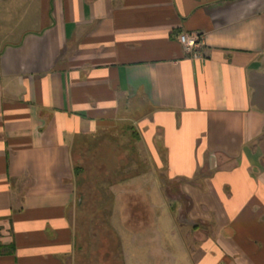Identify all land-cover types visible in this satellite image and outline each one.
Segmentation results:
<instances>
[{"label":"crops","instance_id":"0c3cea01","mask_svg":"<svg viewBox=\"0 0 264 264\" xmlns=\"http://www.w3.org/2000/svg\"><path fill=\"white\" fill-rule=\"evenodd\" d=\"M40 5L39 27L0 43V264L96 262L99 250L79 242L75 158L119 127L154 168L187 180V219L212 228L186 247L185 264H264V0ZM186 32L203 34L204 57L185 51ZM156 169L113 184L115 207L159 192ZM192 228L204 235L199 222ZM144 232L109 260L167 264L166 247L136 252Z\"/></svg>","mask_w":264,"mask_h":264},{"label":"rangeland","instance_id":"374dc122","mask_svg":"<svg viewBox=\"0 0 264 264\" xmlns=\"http://www.w3.org/2000/svg\"><path fill=\"white\" fill-rule=\"evenodd\" d=\"M40 6V0H0V43L14 40L15 35L21 31L39 27L42 18ZM116 137L118 139H115ZM91 146L93 148L86 151L85 154L77 153L75 158V161H78L84 168L82 173L84 181L80 185H78V180L75 177V187L79 191L77 200H80L77 203V226L80 218L86 222L84 226L82 223L80 228V245L88 247L90 242L100 240L101 242L97 245L98 248H105L106 245L109 246L107 247L109 251H114L120 241L119 245L121 244L122 250L125 251L133 245L129 237H133V233L137 235L145 233L144 230H146L150 234L137 240L134 244L136 252H145L146 250L142 251L141 249L143 245L150 248L162 246L167 248L165 256L167 264H185L189 256L186 247L201 244L205 240L206 234L209 233L208 230H212L211 227L208 228V225H203L202 221L187 219V214L191 211L190 201L189 196L182 190L187 180L168 178L164 173L165 168L161 169L162 173L161 170L154 168L151 155H149L150 158H145L148 157L147 152L131 136L130 130L124 129V127H119L117 132H108L106 135H102L98 141L88 145V147ZM83 147H87V144ZM148 153L150 154V152ZM218 165L222 164L218 163ZM146 166L149 169L150 167L156 169V173L161 177L162 183L159 186V192L155 189L149 193L147 190L136 191L135 200L132 199L130 206L127 205L128 196L125 195L126 200H124L125 204L122 209L119 205H117L118 208L115 207L113 201L115 202L117 194L121 192L117 187L112 188V185L123 178L128 179L134 174L133 172H139ZM209 169L210 167L206 166L199 171L197 174L199 182L211 174ZM101 191H105L110 198L107 200V204L105 203L106 199L100 198L102 196ZM160 195L162 199L165 198L168 201L167 205L157 206L161 204L159 202L161 200ZM119 197L122 198L120 194ZM177 201L181 205H178ZM104 211L114 215L115 223L113 226L120 234L117 241L113 235L105 231L98 232L99 239H96L98 236L95 238L93 230L89 228V220L95 214L94 212L97 214L95 217H98L97 220L100 221ZM133 212L136 215L135 218H131ZM121 215L124 216L122 221L119 220ZM195 222L200 223L204 235L199 234L197 236L198 233H191L193 231L192 225ZM182 226H185V230ZM154 229H156L157 234ZM103 250L100 249L102 253H104ZM154 258L159 260V257ZM163 258L164 255L162 261ZM81 260H83L82 256L79 258V261ZM113 262L109 260L105 264H112Z\"/></svg>","mask_w":264,"mask_h":264},{"label":"trees","instance_id":"16d2710c","mask_svg":"<svg viewBox=\"0 0 264 264\" xmlns=\"http://www.w3.org/2000/svg\"><path fill=\"white\" fill-rule=\"evenodd\" d=\"M83 171H84V168L82 167V165H80V163H78V161H75L74 172H75V177L78 180L77 181L78 185H80L84 181V178L82 176ZM77 194H79V191H77ZM101 194H102L103 198H102V196L101 197L99 196V197L101 199H106L105 203L107 204V200L110 199L109 196L106 194L105 191H101ZM94 213L95 214H93V216L90 217V220H89V228L93 230L94 235H95V238L98 236V238H96V239H99V233L105 231V232L110 233L111 235H113L115 237L116 241H117L118 240V237H117L116 234H115L116 236L114 235V230L110 226V223H109V219L108 218H109V215L110 214H108L106 211L102 212V220L98 221L97 220L98 217H95L97 214H96V212H94ZM84 225H85V223H83V226ZM100 242H101L100 240H97L95 242L92 241V242L89 243V246L92 247L93 250L96 249V250H99L100 251V249H104L103 250L104 251V255L103 256H101V254L98 251L97 254L92 255V259L96 261L95 262L96 264H105L107 262V260H109V258L112 257V256L110 255L109 248H107L109 246H106L105 245L104 246L105 248H101V247L98 248L99 246H97V245ZM117 244H118L117 249L120 250V245H119V243H117ZM116 262L119 263L118 261H116ZM116 262H114L113 264H117Z\"/></svg>","mask_w":264,"mask_h":264},{"label":"built area","instance_id":"2783aa9c","mask_svg":"<svg viewBox=\"0 0 264 264\" xmlns=\"http://www.w3.org/2000/svg\"><path fill=\"white\" fill-rule=\"evenodd\" d=\"M179 42L184 46L190 57L197 59L204 57L205 40L200 32H186L178 35Z\"/></svg>","mask_w":264,"mask_h":264}]
</instances>
